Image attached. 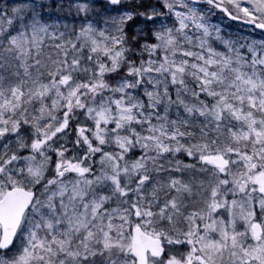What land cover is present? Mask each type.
I'll return each instance as SVG.
<instances>
[{
    "label": "snow or ice",
    "instance_id": "6c2138e0",
    "mask_svg": "<svg viewBox=\"0 0 264 264\" xmlns=\"http://www.w3.org/2000/svg\"><path fill=\"white\" fill-rule=\"evenodd\" d=\"M0 264H264V0H0Z\"/></svg>",
    "mask_w": 264,
    "mask_h": 264
},
{
    "label": "rangeland",
    "instance_id": "374dc122",
    "mask_svg": "<svg viewBox=\"0 0 264 264\" xmlns=\"http://www.w3.org/2000/svg\"><path fill=\"white\" fill-rule=\"evenodd\" d=\"M234 26H237V25H234Z\"/></svg>",
    "mask_w": 264,
    "mask_h": 264
}]
</instances>
